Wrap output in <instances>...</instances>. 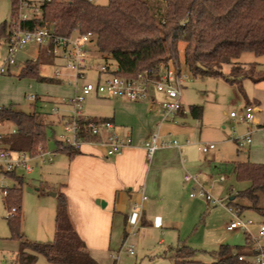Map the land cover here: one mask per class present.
I'll return each mask as SVG.
<instances>
[{"label":"trees","instance_id":"obj_1","mask_svg":"<svg viewBox=\"0 0 264 264\" xmlns=\"http://www.w3.org/2000/svg\"><path fill=\"white\" fill-rule=\"evenodd\" d=\"M18 9V1L12 0L10 21L17 16ZM45 23H55L56 33L64 36L90 32L104 63L114 65L112 72L122 77L156 72L169 60L180 73L178 45L183 43L184 64L193 76L222 77L236 84L240 91L244 78L254 82L264 80V72L256 71V63L246 65L237 61L246 52L264 55V0H108L104 5L85 0H49L42 3L40 17L22 21L20 27L33 29ZM10 28L11 22L2 24L0 37L8 38ZM39 48L35 59H27L19 67L20 76L49 80L40 75L39 69L42 64L53 63L52 43ZM224 65L229 66L227 75L222 71ZM9 66L3 73H9ZM188 110L195 119L203 112L199 104L189 105ZM177 112L184 114L183 108ZM0 120L14 128L13 132L2 134L0 144L4 148L30 155L37 154L39 147L45 148L46 124L35 111L3 107ZM55 146L70 157L79 151L59 141H55ZM224 167H228L227 173L237 182H247L245 188L229 197L227 206L238 216L249 210L264 217V163L231 161ZM4 173L13 185L2 190V201L9 210L11 237L18 241L15 258L9 264H29L39 256L51 264H98L75 230L63 192L56 194L53 239L23 238L20 229L23 176L15 170ZM244 235L243 245L219 244L213 252L216 258L213 264H245L238 256L254 254L258 249L255 239L248 232ZM194 252L185 244L178 246L172 256L173 264H190Z\"/></svg>","mask_w":264,"mask_h":264},{"label":"rangeland","instance_id":"obj_2","mask_svg":"<svg viewBox=\"0 0 264 264\" xmlns=\"http://www.w3.org/2000/svg\"><path fill=\"white\" fill-rule=\"evenodd\" d=\"M11 1L0 0V28L4 23H12L10 21L12 14ZM107 2L108 0L95 1V3L101 5L107 4ZM26 10L22 9V11ZM90 47L92 51H96L93 40L90 42ZM183 48L184 44L179 43V69L182 80L181 102L185 113L183 118L184 125H195V119L188 110L189 105H201L204 110V121L209 127L206 130L203 129L202 136L204 137L206 133H214L217 135V141L214 142L215 150L220 149L221 154L229 151L231 156L238 151V159H242L248 150L249 144L239 147L235 138L245 134L247 129L245 122L239 121L235 117H230L229 113L234 111L238 115L244 105L257 104L256 108L258 111L255 112V115L259 118L261 124L259 126L254 125L252 129L257 128L264 133V80L254 82L249 78H244L240 81V91L236 84H230L222 77L193 76L184 64ZM36 49L37 56L40 48L35 44L26 45L16 54L15 63H11L8 68L9 73H0V108L12 106L14 109L24 112H39V120L42 118L46 124V151L50 152L54 148L59 134L63 132L62 122L58 123L57 116L67 111L71 113V106L65 107L62 104L55 103L56 101L53 97L59 96V93L54 92V90L70 94L76 86L88 81H94V76H91L90 73H93L95 68L104 63V61L97 55L91 57L88 52L86 59L87 68L84 70L81 80L76 83L77 85L73 80H69L74 75V72L63 69L61 62L56 59H54L53 64L40 65V75L49 78V80L38 81L33 77L20 76L18 74L19 67L25 60L34 56L33 52ZM7 54L5 38L1 36L0 69L3 67L7 68ZM237 61L246 65L252 62L256 63V71L264 72V55L255 56L250 52H246L241 54ZM163 66H171L177 69L171 60ZM56 71H60V79L58 80H54ZM222 71L227 75L229 66L224 65ZM30 94L36 95L38 99L35 102L28 101L26 95ZM44 97L49 100L47 102L43 101ZM85 105L84 102L81 104L82 111L86 109ZM43 111L44 113L41 117ZM198 127L199 121L196 124V131L199 129ZM10 129H12L11 125ZM253 132H251V140ZM222 139H225L224 143ZM190 147H194L193 153L197 158V168H200V170H187L185 173L198 175L200 183L209 181L211 187L208 192L212 199H215L218 203H211L202 197H195V201L199 203L195 208L188 210L186 207L175 213L176 217H178L176 229L170 230L174 232H165L159 235L158 232L154 231L148 236H144L138 233V229H135L133 233L125 237L123 229L120 230L112 237L116 243L112 249L110 264H173L172 256L174 251L182 244L195 249L190 259V264H213L216 260L213 252L218 248L219 244L243 245L245 232L243 229L237 228L233 231L225 229V226L235 219L234 211L231 208L229 209L227 202L234 189L238 190L244 187L243 183L237 182L229 172L227 173V169V171H223V169L220 171V163L215 164L211 161L210 156L214 150L202 153L195 146L190 145ZM207 159H209V163L204 166L203 163ZM39 160L40 158L36 155L31 158L30 163L32 165L38 163L37 161ZM226 163L231 162L222 163V168H224ZM48 165L35 166L29 173L20 169L16 170L18 175L21 174L23 176L20 229L23 238L29 241H50L53 239L56 196H50V193L57 191L64 179L63 177H54L49 174L46 170ZM214 165L219 167L218 171H212L211 167ZM12 185L13 181L9 177H5L4 186L10 187ZM190 187L192 189L189 191ZM190 187L186 191L187 200H191L188 197L191 191L196 192L199 189L198 185L192 184ZM2 197L3 193L0 189V264H9L15 258L18 250V241L11 237L7 223L9 210L4 206ZM243 217L245 220H248V218L252 220V223L247 228V231L250 232L256 223L264 221V218H261L260 215L249 210L243 211L239 216L241 219ZM128 247H131L132 254L128 253ZM43 259L42 256H39L38 259L29 264L48 263ZM96 262L101 264L98 261Z\"/></svg>","mask_w":264,"mask_h":264},{"label":"crops","instance_id":"obj_3","mask_svg":"<svg viewBox=\"0 0 264 264\" xmlns=\"http://www.w3.org/2000/svg\"><path fill=\"white\" fill-rule=\"evenodd\" d=\"M36 51L37 49L34 50L32 59L37 57ZM88 51L91 57L95 55L101 57L97 50L92 51L90 44ZM99 66L90 73L94 79L97 78ZM109 67L112 69L114 65ZM69 80L78 83L81 78L72 75ZM55 91L59 93V96L53 97L55 103L70 107L69 100L74 90L70 94L56 89ZM148 92V99L142 101H130L95 93H90L83 101L86 104V109L82 111L83 115L112 121L115 132L121 138L131 139V145L124 147L120 153L106 156L103 145L83 143L78 148V153L70 157L65 152L56 150L54 146L49 152L51 154L45 156L50 157V161L40 159L38 163L32 164V170L35 166L49 164L46 169L49 174L63 177L64 181L60 183L59 189L53 192L55 195L50 193V196L55 197L58 192L66 195L68 213L77 234L84 241L90 256L101 264L111 263L112 249L116 243L112 237L122 229L125 237L135 229L144 236L154 231L159 235L174 232L170 230L176 229L178 217L175 213L186 207L188 210L193 209L199 204L195 201V197L188 196L191 200H187L186 191L193 183L183 181V175L187 170H200L197 168V158L193 153L194 147L190 145L200 151V145L217 141V135L214 133H206L204 137L202 136L203 129H209L204 121V110L199 119L194 118L195 125L185 126L183 122L185 113L181 115L176 112L172 116L165 117L160 107L164 95L153 87H149ZM42 100L47 102L49 99L44 97ZM180 103L183 108L181 96ZM253 105L257 106L255 103ZM43 113L44 111L41 117ZM69 114L67 111L57 116L58 123L63 124ZM40 120L44 123L42 118ZM257 120V123H245L246 133L249 132L251 136V132H254L242 159H238L237 150L235 155L231 156L229 151L221 154L220 149L215 150L216 147L211 149L214 150L210 156L211 161L221 164L220 171L228 169V167L222 168V163L226 161L248 160L264 163V133L257 128L252 129L254 125L261 124L258 117ZM198 121L199 129L196 131ZM10 125L7 121L0 120V133L13 132L14 128L11 125L12 129H10ZM153 132L158 134L159 140L171 142L175 139L178 144L160 147L152 155L147 156L143 143ZM224 140L222 139L223 143ZM44 150L46 151V145ZM208 163L209 159L205 160L203 165L207 166ZM211 168L212 171H218L219 167L214 165ZM242 183L245 188L247 182ZM201 184L207 189L211 187L209 181H203ZM190 189L192 187L189 191ZM235 191L234 189L233 193ZM97 199L104 201L105 205L97 204L95 202ZM242 219L245 220L244 217ZM248 220L252 222L251 219ZM260 223L264 221H259L251 232L248 231L251 237L259 235ZM256 242L264 246V234L259 236ZM243 244H245V235ZM128 253L132 254L129 251ZM43 260L48 262L45 258Z\"/></svg>","mask_w":264,"mask_h":264},{"label":"built area","instance_id":"obj_4","mask_svg":"<svg viewBox=\"0 0 264 264\" xmlns=\"http://www.w3.org/2000/svg\"><path fill=\"white\" fill-rule=\"evenodd\" d=\"M19 9L17 16L12 20L10 35L5 39L7 49V62L6 65L15 63L16 54L28 44H35L38 47L45 46L52 43L51 54L54 59L61 62L63 69L73 71L74 75L82 78L84 70L87 68L86 59L88 57V46L92 41V34L74 33L70 36H64L56 33L55 23H45L42 26L33 29H22L20 23L22 21H29L40 17L41 5L49 0H17ZM88 2H95L96 0H85ZM22 9H27L22 11ZM36 58V57H35ZM113 69V68H112ZM112 69L105 63L101 64L97 69V78L94 81H88L80 86H76L74 94L70 98L69 103L71 106V113L65 118L63 122V132L59 134L58 140L63 145H69L73 148H79L83 143H98L105 147L106 156H114L126 147L131 145V139L121 138L114 130V123L109 120L93 119L82 114L81 104L85 97L90 93H95L101 96H109L127 99L130 101H142L148 99L149 87H153L157 92L164 95V99L160 101V107L163 115L172 116L179 109L182 108L180 103L181 96V78L180 73L171 66H162L155 72H142L131 78H126L114 74ZM6 67L0 69L3 73ZM60 71L54 74L55 79L59 78ZM76 84V83H75ZM77 85V84H76ZM28 101H35L36 95H26ZM244 109V110H243ZM258 111L256 106L246 104L238 115L231 111L230 117H235L239 121L245 123H257V116L255 112ZM2 134L0 133V140ZM236 144L241 147L245 144H250V133H245L235 138ZM144 147L147 156H150L154 151L160 147L169 144L177 145V140L173 139L171 142L159 140L156 132L151 133L144 141ZM215 148L212 142L200 145L199 149L202 153H206ZM48 151L42 148L38 149L37 154L30 155L27 152H16L4 148L0 144V189L4 190L5 173L8 171H16L18 169L29 173L32 171L30 160L34 156H38L42 161H50ZM221 179H223L221 177ZM185 183L192 182L198 185L199 189L195 192L189 193L190 197H202L211 203H218L212 199L208 189L204 187L198 175L185 173L183 175ZM230 209V208H229ZM14 208L11 209V212ZM235 219L231 220L226 225L227 230L237 228L243 229L248 232L247 228L252 223L250 220H243L239 218L234 212ZM259 235L253 237L257 241L258 237L264 234V223L258 224ZM258 251L251 255H239L238 260L244 261L245 264H264V246L257 243ZM128 251L132 253L129 247Z\"/></svg>","mask_w":264,"mask_h":264},{"label":"water","instance_id":"obj_5","mask_svg":"<svg viewBox=\"0 0 264 264\" xmlns=\"http://www.w3.org/2000/svg\"><path fill=\"white\" fill-rule=\"evenodd\" d=\"M52 195H55V193H51ZM97 204H99L100 206H104L105 205V202L104 201H101V200H99V199H97L96 201H95Z\"/></svg>","mask_w":264,"mask_h":264}]
</instances>
